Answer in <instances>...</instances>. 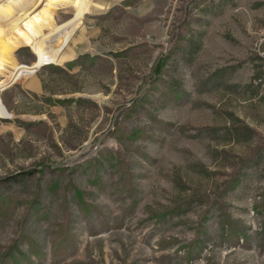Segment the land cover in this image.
Masks as SVG:
<instances>
[{"label":"rangeland","instance_id":"1","mask_svg":"<svg viewBox=\"0 0 264 264\" xmlns=\"http://www.w3.org/2000/svg\"><path fill=\"white\" fill-rule=\"evenodd\" d=\"M100 1L1 79L0 264H264V0Z\"/></svg>","mask_w":264,"mask_h":264},{"label":"bare ground","instance_id":"2","mask_svg":"<svg viewBox=\"0 0 264 264\" xmlns=\"http://www.w3.org/2000/svg\"><path fill=\"white\" fill-rule=\"evenodd\" d=\"M109 3L100 0H0V85L3 77H25L15 52L21 47L45 48L57 65L75 57L86 15ZM72 12L60 24L59 11ZM59 36L58 46H49L47 36Z\"/></svg>","mask_w":264,"mask_h":264},{"label":"trees","instance_id":"3","mask_svg":"<svg viewBox=\"0 0 264 264\" xmlns=\"http://www.w3.org/2000/svg\"><path fill=\"white\" fill-rule=\"evenodd\" d=\"M158 72H159V70H157V71H156V73H158ZM53 250H54V249H53ZM55 252H56V251L54 250V252H53V253H55ZM7 255H8V256H9V255H11V258H13V257H14V253H9V254H8V253H6L4 256H7ZM14 258H15V257H14Z\"/></svg>","mask_w":264,"mask_h":264}]
</instances>
